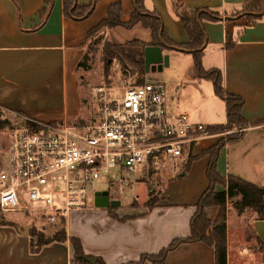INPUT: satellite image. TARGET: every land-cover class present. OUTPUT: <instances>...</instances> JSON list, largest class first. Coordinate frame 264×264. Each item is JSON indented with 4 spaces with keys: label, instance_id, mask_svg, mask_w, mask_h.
<instances>
[{
    "label": "crops",
    "instance_id": "crops-1",
    "mask_svg": "<svg viewBox=\"0 0 264 264\" xmlns=\"http://www.w3.org/2000/svg\"><path fill=\"white\" fill-rule=\"evenodd\" d=\"M92 1L91 14L78 18L65 14L63 0H0V131L8 124H21L18 114L65 124L81 118L85 102L82 67L93 39L89 31L108 16L113 3L121 4L123 22H128L135 10L134 0H76L82 7ZM245 1L182 0L180 5L184 11L200 8L217 13L215 20L202 22L206 33L202 65L206 70H221L225 91L243 99L241 112L245 124L226 129V102L215 94L211 80L198 76L192 54L172 46L162 47L178 74L172 84L162 82L167 91L168 112L186 114L192 122L221 127L222 132L200 139L167 165L162 159L152 163V168L137 172L136 181L144 174L162 175L158 199L150 209L134 198L127 202L120 200L108 185L105 190L115 204L97 206L94 194L105 190L96 189L86 208L71 212L68 226L66 219L68 239H80L85 254L99 257L105 264H127L143 255L158 254L174 239L188 237L196 204L209 185L206 173L210 157L202 152L229 133H240V137L222 148L217 166L219 175L224 179L232 175L264 187V3L259 17L250 21L244 14L234 16ZM175 3L176 0H144V7L161 16L166 34L173 42L184 44L189 36L175 12ZM100 34L117 44L132 40L150 44L153 40L151 30L140 22L131 28L121 25L106 28ZM134 174L125 175L128 183L129 176ZM215 190L226 191V187L217 184ZM230 205L227 199V264L232 236L236 235L231 228L229 231ZM205 212L215 221L221 208L212 206ZM256 221L254 218L255 236L250 241L245 238V242L249 247L256 244L255 249L258 247L261 254L263 240L255 229ZM24 225L9 220L0 223V264L75 262L68 239L32 251V235L18 229ZM215 260L213 246L195 241L177 246L168 253L165 262L215 264ZM142 264L152 262L145 260Z\"/></svg>",
    "mask_w": 264,
    "mask_h": 264
},
{
    "label": "built area",
    "instance_id": "built-area-1",
    "mask_svg": "<svg viewBox=\"0 0 264 264\" xmlns=\"http://www.w3.org/2000/svg\"><path fill=\"white\" fill-rule=\"evenodd\" d=\"M96 116L72 126L28 115L8 124V170H0V213L18 211L26 202H45L48 220L67 219L88 206L95 185L128 183L126 174L174 161L215 128L170 114L162 82L127 86L109 97L102 87ZM55 196L61 201L55 203ZM73 264H78L73 262Z\"/></svg>",
    "mask_w": 264,
    "mask_h": 264
},
{
    "label": "trees",
    "instance_id": "trees-1",
    "mask_svg": "<svg viewBox=\"0 0 264 264\" xmlns=\"http://www.w3.org/2000/svg\"><path fill=\"white\" fill-rule=\"evenodd\" d=\"M95 1V0H94ZM135 10L133 11L128 22L121 20L122 7L120 3H113L108 9V16L100 21L95 27L89 31V36L111 28L117 25L131 28L136 23H141L144 27L149 28L152 32L153 40L150 44H146L137 40L129 41L125 44L112 43L106 41L103 49L105 52L104 73L109 74V61L119 59L123 63V58L132 59L137 64L138 81L135 85H143L149 81L141 80L146 74L144 65V50L148 45H158L161 47H174L180 50L188 51L193 56L194 68L199 77L211 80L214 85L215 94L223 98L226 102L227 109V125L226 129L231 130L234 126H242L245 124L242 116L243 99L237 95L230 94L223 87L222 72L219 69H204L202 65L203 46L206 41V33L202 26L203 20H215L217 13L206 9H193L184 11L180 9L182 0H176L174 7L176 14L181 19L182 24L188 33L189 41L184 44L173 42L166 34L164 23L161 16L155 11H147L144 7V0H134ZM264 0H246L241 9L236 10L234 16L244 14L250 21L259 17ZM64 12L68 16L84 17L89 16L92 12L93 1L89 6H79L76 0H63ZM51 5V3L49 4ZM88 58H86L87 60ZM124 65V64H122ZM83 123V121H81ZM220 128V127H214ZM240 133H229L224 135L213 146L205 149L202 153L210 157L207 168V179L209 185L200 196L196 207L197 210L193 215L190 223V235L185 238L174 239L167 247L163 248L158 254L143 255L140 260L127 264H142L145 260H150L152 264H166V256L177 246L186 242L203 241L215 249V264H227V226H226V201L239 196L242 206H248L253 209L257 220H264V187H258L248 181L230 175L227 179L221 177L218 173V158L222 148L227 142L238 140ZM192 158L190 157V161ZM221 184L226 187V191H216L215 186ZM156 200H148V208H152ZM212 206H220L221 213L215 221L210 220L206 215V208ZM244 208V207H243ZM110 214L117 217L113 211ZM2 221V220H0ZM65 225V219H60ZM32 235L31 249L38 252L44 244L53 241L66 242L67 232L65 226L48 236L43 231L31 228ZM73 252V260L78 264H105L104 261L96 257V262L92 263L88 258H95L85 254L80 239L70 237ZM264 246V242L261 241Z\"/></svg>",
    "mask_w": 264,
    "mask_h": 264
},
{
    "label": "rangeland",
    "instance_id": "rangeland-1",
    "mask_svg": "<svg viewBox=\"0 0 264 264\" xmlns=\"http://www.w3.org/2000/svg\"><path fill=\"white\" fill-rule=\"evenodd\" d=\"M108 41L106 38L99 33L93 36L92 42L90 44V51L88 59L82 67L83 75V94L85 98L83 114L81 118L75 122L70 123L72 126L77 125L79 122H90L97 114L98 100L100 98L97 88L102 87L105 93L109 97L121 96L124 89L127 86H133L138 81L137 64L132 59L123 58V63H120L119 59H113L109 61V74L106 76L104 73L105 65L107 64L105 60V52L103 46L105 42ZM124 64V65H122ZM177 71L172 64L164 67L162 70L150 71L143 77L139 78L141 80H159L160 82L170 84L175 81L177 76ZM150 78V79H149ZM1 125V123H0ZM221 128V127H220ZM218 128L216 133L222 132ZM8 145H9V135L6 130L0 131V170H8ZM164 164L170 163V160L164 159ZM158 172V171H157ZM152 174L154 172H151ZM161 174H157L146 177V175L139 176V180L136 181L138 173L129 176V183H124L119 186L115 184L111 186V192L116 194L120 200L127 202L131 199H136L140 203H144V206L148 207V200H156L160 183H162ZM108 186L104 183V178H101L95 185L96 189L105 190ZM110 187V186H109ZM146 198V201L143 202ZM93 199V193L90 195V201ZM61 198L55 196V203L59 204ZM231 202V226L233 239L231 241L232 249L230 251V264H264V247L260 254L259 248L256 244L249 245L245 242L252 240L255 236L254 231V218H256L253 209L248 206H242L240 202V197H234L230 199ZM244 207V208H243ZM234 211V213H233ZM48 210L47 204L45 202L30 201L26 196V202L23 204L22 209L18 211H9L0 213V223L6 221H15L19 223H26V225H31L32 228L41 229L46 235L50 236L57 230L61 229L63 225L60 220L54 224L50 223L48 220ZM71 213L67 217V226L70 224ZM25 226V225H24ZM31 230V229H30ZM231 234V233H230Z\"/></svg>",
    "mask_w": 264,
    "mask_h": 264
},
{
    "label": "water",
    "instance_id": "water-1",
    "mask_svg": "<svg viewBox=\"0 0 264 264\" xmlns=\"http://www.w3.org/2000/svg\"><path fill=\"white\" fill-rule=\"evenodd\" d=\"M144 65L145 71H156L162 70L164 67L169 66V55L165 54L162 50L161 46L158 45H148L144 50ZM110 192L105 191H96L95 196V204L97 206H109L114 205L115 201L110 200ZM21 233L29 234L30 226L25 225L18 228ZM255 229L260 236V238L264 242V220H257L255 222ZM92 263L96 262V258H88Z\"/></svg>",
    "mask_w": 264,
    "mask_h": 264
}]
</instances>
